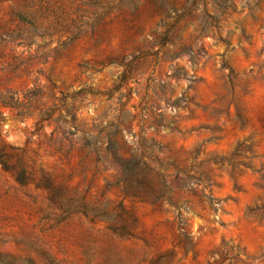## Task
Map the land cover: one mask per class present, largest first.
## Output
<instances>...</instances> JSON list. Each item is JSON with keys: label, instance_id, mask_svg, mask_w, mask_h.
<instances>
[{"label": "rangeland", "instance_id": "obj_1", "mask_svg": "<svg viewBox=\"0 0 264 264\" xmlns=\"http://www.w3.org/2000/svg\"><path fill=\"white\" fill-rule=\"evenodd\" d=\"M0 264H264V0H0Z\"/></svg>", "mask_w": 264, "mask_h": 264}]
</instances>
